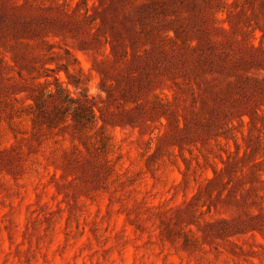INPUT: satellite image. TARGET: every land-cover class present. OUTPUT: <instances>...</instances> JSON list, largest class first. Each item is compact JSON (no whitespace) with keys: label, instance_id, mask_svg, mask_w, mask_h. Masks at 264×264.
<instances>
[{"label":"rangeland","instance_id":"rangeland-1","mask_svg":"<svg viewBox=\"0 0 264 264\" xmlns=\"http://www.w3.org/2000/svg\"><path fill=\"white\" fill-rule=\"evenodd\" d=\"M0 264H264V0H0Z\"/></svg>","mask_w":264,"mask_h":264}]
</instances>
